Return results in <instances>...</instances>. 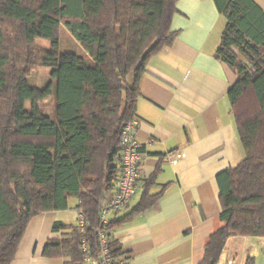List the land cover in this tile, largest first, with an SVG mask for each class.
<instances>
[{"label":"trees","instance_id":"16d2710c","mask_svg":"<svg viewBox=\"0 0 264 264\" xmlns=\"http://www.w3.org/2000/svg\"><path fill=\"white\" fill-rule=\"evenodd\" d=\"M213 1L225 19L214 57L236 74L226 96L245 158L216 176L220 226L198 264H217L231 236L264 237V9L255 0ZM176 2L0 0V24H17L26 48L36 38L50 42L40 62L51 68V81L32 87L24 70L8 69L10 57L0 51V98L13 92L0 104V264L12 263L33 216L66 210L70 198L78 199L83 222L54 223L53 231H65L47 240L42 255L84 264L85 240L89 256L99 258L100 202L120 174V134L135 115L146 64L177 37L171 30ZM60 27L84 56L60 53ZM5 39L0 25V46ZM53 89L55 120L39 107ZM159 171L144 181L127 214L108 221L112 258L122 252L111 230L154 205L163 193L150 192Z\"/></svg>","mask_w":264,"mask_h":264},{"label":"crops","instance_id":"0c3cea01","mask_svg":"<svg viewBox=\"0 0 264 264\" xmlns=\"http://www.w3.org/2000/svg\"><path fill=\"white\" fill-rule=\"evenodd\" d=\"M255 1L264 9V0ZM224 27L213 0H177L171 23L177 37L148 61L139 80L133 118L142 143L141 184L128 206L109 213L108 221L137 204L157 167L150 192L163 193L111 230L125 264H198L220 226L216 176L245 158L226 96L236 74L214 57ZM175 152L181 157L172 158ZM77 205L74 198L66 210L33 216L11 264H64L67 258L42 252L49 238L65 231H53L54 223H79ZM217 264H264V237H229Z\"/></svg>","mask_w":264,"mask_h":264},{"label":"built area","instance_id":"2783aa9c","mask_svg":"<svg viewBox=\"0 0 264 264\" xmlns=\"http://www.w3.org/2000/svg\"><path fill=\"white\" fill-rule=\"evenodd\" d=\"M137 123L133 118L123 127L120 134L121 150L119 151L116 162L120 167V174L114 182L113 188L108 190L107 196L100 202V224L97 230L100 243V256L97 260L89 256L88 244L85 240L81 242L82 251L85 254L84 264H125L122 256L120 259H114L110 255L109 249V230L106 228L108 223L107 215L124 209L130 203L131 199L137 194L141 184V162L142 157L140 149L142 143L137 140ZM172 158H180L181 154L171 153ZM81 214V213H80ZM83 222V215L79 225Z\"/></svg>","mask_w":264,"mask_h":264},{"label":"rangeland","instance_id":"374dc122","mask_svg":"<svg viewBox=\"0 0 264 264\" xmlns=\"http://www.w3.org/2000/svg\"><path fill=\"white\" fill-rule=\"evenodd\" d=\"M0 25L6 32V39L0 46V51L8 54L10 57L8 69L12 70L13 68L17 71L24 70V72L27 73L26 80L29 86L40 89L44 88L51 81V68L43 66L40 62V58L42 53L49 48L50 42L44 39L36 38L31 47L26 48L21 41L20 35L16 33V28L18 27L17 24L2 22ZM58 36L60 39V53L70 52L81 56L85 55L83 48L65 29V27H60ZM12 96L13 92L10 90L5 96L0 98V104L9 103ZM28 106L29 104L26 105L27 108ZM39 107L44 115L48 116L52 120H55L56 97L54 89L51 95L39 102ZM73 201L74 198L69 199L70 203Z\"/></svg>","mask_w":264,"mask_h":264}]
</instances>
